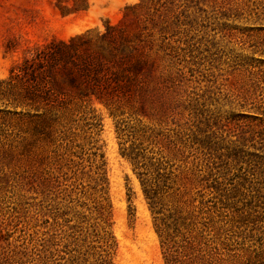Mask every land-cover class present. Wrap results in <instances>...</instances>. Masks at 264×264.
<instances>
[{"label": "rangeland", "instance_id": "rangeland-1", "mask_svg": "<svg viewBox=\"0 0 264 264\" xmlns=\"http://www.w3.org/2000/svg\"><path fill=\"white\" fill-rule=\"evenodd\" d=\"M107 21L139 36L136 81L50 137L5 121L0 264H264V0H0V79Z\"/></svg>", "mask_w": 264, "mask_h": 264}, {"label": "trees", "instance_id": "trees-1", "mask_svg": "<svg viewBox=\"0 0 264 264\" xmlns=\"http://www.w3.org/2000/svg\"><path fill=\"white\" fill-rule=\"evenodd\" d=\"M104 28L96 40L86 32L67 41H52L0 79V105L12 108L0 110V135L6 120L27 117L31 127L26 133L30 139L50 137L54 111L80 107L90 94L100 100L108 91L120 88L122 79L136 81V73L141 72L143 65L138 57L143 49L139 36L135 34L131 41L108 21ZM181 258L172 255L166 264H226L218 251L213 258L191 257L187 253Z\"/></svg>", "mask_w": 264, "mask_h": 264}]
</instances>
